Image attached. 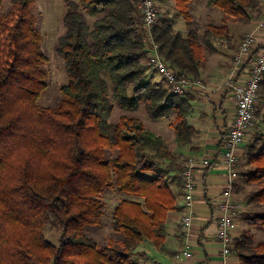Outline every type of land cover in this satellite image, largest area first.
Masks as SVG:
<instances>
[{
	"label": "trees",
	"instance_id": "trees-1",
	"mask_svg": "<svg viewBox=\"0 0 264 264\" xmlns=\"http://www.w3.org/2000/svg\"><path fill=\"white\" fill-rule=\"evenodd\" d=\"M7 1L0 13V264H140L133 257L144 254L136 249L143 241L169 254L166 215L176 208L170 184L184 163L138 118L124 114L111 121L114 106L129 112L142 105L151 119L174 116L178 146L195 134L190 94L171 93L148 77L149 39L139 0H64L65 32L56 51L68 80L55 107L38 104L45 73L34 0ZM154 1H172L174 17L184 20L183 35L169 16H160L151 36L167 65L189 78H200L215 42L228 38L227 20L247 23L264 2L206 0L224 14L221 24L207 22L199 32L191 0ZM259 86L264 91V73ZM258 134L259 142L244 154L250 169L239 175L257 184L250 200L261 208L246 221L264 229V130ZM110 192L119 198L111 231L100 243L85 227L101 223L103 196ZM47 222L59 232V245L44 237ZM232 253L239 264H264V239L242 231L232 240Z\"/></svg>",
	"mask_w": 264,
	"mask_h": 264
},
{
	"label": "crops",
	"instance_id": "crops-1",
	"mask_svg": "<svg viewBox=\"0 0 264 264\" xmlns=\"http://www.w3.org/2000/svg\"><path fill=\"white\" fill-rule=\"evenodd\" d=\"M223 14V11L219 9L217 18L211 22L221 24ZM261 16L263 17L261 19H264V3ZM171 22L173 23L172 20ZM253 22L254 20L252 19L247 23L233 21L232 19L227 20L229 36L226 40L219 42L220 46L225 47V50L219 51L216 48V52L209 55L210 59L207 58L205 65L201 69L200 78L208 87V91L200 92L201 90H196L192 93V110L189 114L196 119L192 125L197 128L198 133L196 134L198 135H196V141L193 140V143L191 141L177 150L178 158L184 163L183 166L191 165L194 170L196 184L193 190V202L190 206L186 205L182 186H175L176 208L169 210L166 215L167 235L164 246L169 254H163L158 251V253L167 256L169 259L155 255L149 257V251L143 250L144 254H142V259L139 261L140 264H145L147 258L152 259L155 264L223 263V258L220 256L221 242L215 236V218L217 215L216 206L220 199L219 191L228 176L219 156L223 149L221 138L234 114L235 98L233 93L224 86V81L218 80L220 74H217V72L221 69L216 66L213 59L219 52L227 59L231 58V63H226L225 75H227V78L231 75L235 80L244 82L246 80L247 67L253 54L264 44V26L256 28L258 22ZM259 22L264 24V21ZM249 31L254 32V45L251 46L249 53L242 54L240 62L236 66L234 65V56L238 50L234 51L235 48L232 47L234 42L232 41L237 39L235 36H238L240 32L246 33ZM197 108L200 110L194 114ZM248 132L249 130L246 136ZM240 153H242L241 147L237 151L236 166L239 162ZM208 157L216 160V164L204 167L201 164V160ZM176 175H178V172H176ZM235 195V189H233V198H235ZM188 213L192 216V223L190 232L185 234L181 226V219ZM240 233L238 221H236L233 236L236 237ZM186 245L190 249L191 257H186L183 254ZM225 264H239L238 257L232 253L225 260Z\"/></svg>",
	"mask_w": 264,
	"mask_h": 264
},
{
	"label": "rangeland",
	"instance_id": "rangeland-1",
	"mask_svg": "<svg viewBox=\"0 0 264 264\" xmlns=\"http://www.w3.org/2000/svg\"><path fill=\"white\" fill-rule=\"evenodd\" d=\"M206 0H191L188 4L192 18L194 27L201 32L204 25L207 22L215 21L218 15V8L212 7L208 8L205 4ZM263 3L260 4V8L253 10L252 13V20H254L253 23H257L259 21H264V19L261 15L263 12ZM157 9L159 11V17L160 16H169V18L173 21L174 29L182 33L183 35L186 33V27L184 20L181 16L174 17V12L176 9L174 8V3L172 1H168L166 5L156 3ZM9 7V3L7 0H5L4 5L0 9V13L5 11ZM31 11L35 17L36 20V29L40 34V48L41 52L44 55V62L42 64V69L45 73V88L41 92L39 98H38V104L43 106H53L55 107L58 104V101L60 100V88L62 85H65L67 83V74L64 68V60L63 58L57 53L56 51V45L58 42V38L63 35L65 32L64 26H63V16L66 11V4L64 0H34L33 4L31 6ZM233 20V19H232ZM237 21V20H233ZM251 29V28H250ZM239 33V32H238ZM243 33V32H242ZM240 32L238 36H235L236 40L232 41L234 42L232 44V47H234V51L238 50V47L241 45L242 40L244 38L245 32ZM224 40V39H223ZM219 40L215 42V47L218 48L219 51L225 50L224 46H220L219 42L223 41ZM208 59H210V56H207ZM234 58V57H233ZM216 66H219L221 70L217 72V74H220L218 76V80L221 82H225L229 79L227 78V75H225V67L226 63H231V58L227 59L223 54L219 52L218 55H216L213 59ZM231 76V75H230ZM148 77L150 81L154 82L157 81L161 84L162 87L166 88L167 85L164 82V80L154 71H151L149 69L148 71ZM201 77V76H200ZM201 79V78H199ZM203 82V80L201 79ZM204 83V82H203ZM205 85V84H204ZM206 86V85H205ZM202 91H208V87L206 86V89L201 90ZM192 97V93H188ZM192 110V107H191ZM190 110V112H191ZM199 108H197L194 111L199 112ZM264 91L262 88H259L258 96L256 100L255 105V111H254V118L252 120V124L249 128V132L247 136L245 137V142L241 146L242 153L239 155V162L236 166V173L237 178L235 182V203L238 204V215L236 217V221H238V225L240 228V231L249 230L255 241H260L264 239V229L261 228H255L248 225L246 221V217L251 215L254 210H260V207L255 206V202H252L250 200V195L252 191H254L257 188V184H247L244 182V179L239 175L242 172H246L250 169V166L246 160H245V151L248 145L253 144L255 142H259L260 135L259 132H262L264 130ZM128 115L132 117L138 118L142 124L147 127L148 129L154 131L155 133L161 135L167 142V145L169 148L176 152L181 147L178 146L175 143V134L173 130V126L175 123L174 116L159 118V119H151L147 117L143 106L141 105L137 110L135 111H122L118 109L117 106H114L112 115H111V121L117 122L122 115ZM190 114V113H189ZM193 114V115H194ZM188 121L193 124L196 119L195 117H191L188 115ZM226 131V130H225ZM198 133L197 128H195V134L192 136V143L195 138H197L196 134ZM196 141V140H195ZM194 141V142H195ZM178 156V154H177ZM178 162H183L180 158L177 159ZM175 176V175H174ZM172 179V178H171ZM169 177L166 179L167 181L171 180ZM172 184H170L171 190H175V186L178 182H180L177 177L175 179H172ZM173 192H176L173 191ZM119 196L113 192H110L108 194H105L103 196L104 201L106 202V212L105 215L101 217V223L94 226H87L85 227V232L94 235L97 238V241L100 243L103 242V240L107 239L106 235L109 234L111 231V221H110V214L112 212V209L117 202ZM43 234L44 237L49 240L54 245H59V232L49 223H45L43 227ZM137 250H147L149 251L148 256L153 257L160 256L161 258L169 259L167 256L162 255L158 253V251L152 246L150 241H143L137 248ZM142 257L135 255L133 257V260L135 262L141 261ZM145 264H155L153 263L152 259L147 258L145 260Z\"/></svg>",
	"mask_w": 264,
	"mask_h": 264
},
{
	"label": "built area",
	"instance_id": "built-area-1",
	"mask_svg": "<svg viewBox=\"0 0 264 264\" xmlns=\"http://www.w3.org/2000/svg\"><path fill=\"white\" fill-rule=\"evenodd\" d=\"M138 7L142 15V23L149 42L145 49L147 52V63L151 70L156 72L166 83L169 91L174 94L193 93L196 90H204L206 86L199 78H189L177 76L176 72L171 69L162 59L158 51V45L152 40L151 28L159 17V11L154 0H139ZM263 22H258L256 28L263 27ZM254 32H246L235 54L234 65H238L242 54L249 53L251 46L254 45ZM264 73V44L256 53L253 54L250 64L247 67L246 80L240 82L230 76L224 82V86L229 89L235 98V110L232 120L227 127L221 142L223 145L220 153L221 161L227 173V178L219 191L220 199L217 203L216 231L215 236L221 242L220 256L223 263L232 254L233 229L236 224L238 215L237 206L233 198V184L236 180V161L237 151L244 143L247 131L249 130L254 118L256 100L259 91V84ZM212 157L203 158L201 164L204 167L216 164ZM195 174L191 165L184 166L178 172V179L184 190V199L186 205L190 206L193 202V190L195 188ZM192 216L190 213L184 215L181 219V226L185 234L190 232ZM183 254L191 257L188 245L185 246Z\"/></svg>",
	"mask_w": 264,
	"mask_h": 264
}]
</instances>
